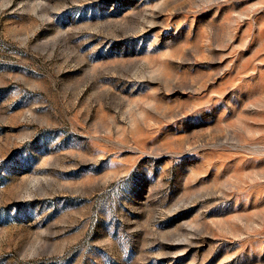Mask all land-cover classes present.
I'll use <instances>...</instances> for the list:
<instances>
[{
  "label": "rangeland",
  "instance_id": "1",
  "mask_svg": "<svg viewBox=\"0 0 264 264\" xmlns=\"http://www.w3.org/2000/svg\"><path fill=\"white\" fill-rule=\"evenodd\" d=\"M0 264H264V0H0Z\"/></svg>",
  "mask_w": 264,
  "mask_h": 264
}]
</instances>
